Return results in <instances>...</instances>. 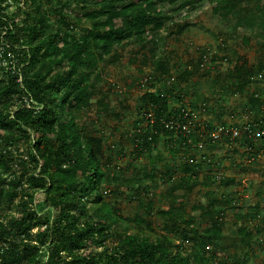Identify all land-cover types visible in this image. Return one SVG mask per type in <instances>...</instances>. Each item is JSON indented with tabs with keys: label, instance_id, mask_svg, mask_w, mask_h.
Segmentation results:
<instances>
[{
	"label": "trees",
	"instance_id": "1",
	"mask_svg": "<svg viewBox=\"0 0 264 264\" xmlns=\"http://www.w3.org/2000/svg\"><path fill=\"white\" fill-rule=\"evenodd\" d=\"M207 1L74 0L75 23L72 0H0V200L8 203L0 215V264H231L228 256L209 250L225 241V205L234 202L230 194L211 198L200 214L204 225L187 214L180 201L192 190L203 163L184 156L179 163L165 165L161 179L169 183V195L177 202L159 210L169 221L166 233L140 232L108 197L122 194L123 185L135 188L139 196H149L150 188L137 177L139 169L133 164L125 172L114 164L123 150L115 151L103 136L79 123V113L98 98L99 66L119 47L149 50L156 77L165 83L176 81L165 57H156L157 37L174 16ZM216 1L223 16L238 17V27H258L264 33V0H255L262 10L251 16L241 10L248 0ZM84 19L90 24L86 30L80 28ZM205 56L208 60L202 53L203 62ZM254 73L246 63L234 70L235 94L245 92ZM190 75L186 69L179 82ZM173 86L149 89L140 98L141 118L130 136L136 155L156 150L163 135L171 149L218 143L201 138L199 128L180 133L166 127L169 121L185 122L184 112L190 107L184 98H179L178 108L170 107ZM98 107L108 110L109 105L99 100ZM190 108L206 110V104ZM248 110L264 115L259 95L249 99ZM247 125L254 131L264 129V122ZM206 126L207 132L217 128ZM258 140L264 141V135ZM258 140L243 133L235 142L243 143L253 160ZM178 172L179 181L174 178ZM235 181L220 178L222 186ZM139 201L143 214H153V205ZM235 216L259 221L237 230L246 243L253 241V228L264 232L260 210ZM90 248L94 250L87 253ZM243 257L231 262L246 263Z\"/></svg>",
	"mask_w": 264,
	"mask_h": 264
},
{
	"label": "rangeland",
	"instance_id": "2",
	"mask_svg": "<svg viewBox=\"0 0 264 264\" xmlns=\"http://www.w3.org/2000/svg\"><path fill=\"white\" fill-rule=\"evenodd\" d=\"M231 1L234 3L236 0ZM241 10L251 16L258 15L262 9L257 1L248 0ZM74 11L76 5L72 0L70 15L76 23ZM223 14L216 0H208L174 16L160 32L156 57H165L171 76L176 81L170 79L165 83L156 77L153 66L155 59L149 50H143L140 46L116 49L107 57V62L99 66L101 81L98 83V98L93 100L89 110L79 113V123L86 126L90 133L103 136L106 145L114 146L115 151L123 150L115 158L114 164L123 171L133 164L139 169L137 177L150 188L149 196H139L135 188L128 189L127 185H123L120 189L122 194L108 197V200L116 202V207L124 217L132 220L133 229L140 232H150L152 229L159 235L166 233L164 225L169 224V221L159 210L176 206L177 202L170 197L171 187L161 179L160 172H164L165 165L172 161L179 163L184 156L193 157L203 163V169L192 190L185 198H180V201H184L187 214L196 216L197 222L204 225L200 214L211 198L219 200L230 194V199H236L235 203L225 205V241L209 250L228 256L231 264H234L231 258L236 261L243 256L247 258L243 264H264V232L258 233L253 228V241L250 243L239 239L236 234L240 226L252 228L259 221L252 218L240 221L235 216L239 211L243 214L256 210L264 213V141H256L257 156L252 160L248 158L249 153L243 143L236 141L230 146L227 134L218 143H206L203 149H196L194 144L187 150L171 149L167 136L163 135L156 150L141 155L133 153L134 145L130 138L136 122L141 118L140 98L149 89L159 90L173 83L171 108H178L182 104L179 98H184L185 104L190 107L206 104L205 112L198 117L201 127L206 124H225L231 130L252 122H264L262 113L256 111L251 114L248 110L249 99L255 94L264 102V33L258 27H238V17H226ZM89 26L84 19L80 28L86 30ZM202 53L207 54V62H203ZM243 63L255 73L245 92L235 94L237 86L231 76ZM261 67L263 70H260ZM186 69L191 75L186 82H179ZM99 100L108 102V110L98 107ZM260 145L263 149L258 147ZM152 174H155L154 179L150 177ZM224 177L236 181L229 186H222L220 178ZM174 178L179 181L180 173ZM128 183L137 187L134 180ZM179 194L183 196V192ZM133 195L137 199L133 200ZM140 199L155 207L153 214H143ZM7 207L6 200H0V215L7 211ZM193 207L200 209L195 211ZM92 250L90 248L87 253Z\"/></svg>",
	"mask_w": 264,
	"mask_h": 264
},
{
	"label": "built area",
	"instance_id": "3",
	"mask_svg": "<svg viewBox=\"0 0 264 264\" xmlns=\"http://www.w3.org/2000/svg\"><path fill=\"white\" fill-rule=\"evenodd\" d=\"M205 62L207 61V57L205 56ZM202 112H205V109L199 110V111H194L192 109L187 108L186 111L184 112V119L185 122L180 123V122H175V121H169L166 123V127L169 129H174L179 131L180 133H190L191 129L193 128H199L201 131V138H206L209 137L213 140V142H219L223 139L224 135L227 134L229 136V139L233 142L237 140L243 133L247 134L250 137H254L255 139H260L264 135V129L259 128L257 130H252L250 126L247 124L244 126L243 131L238 128H231L228 129L227 126H217V128L213 131L207 132L206 131V125L204 126H199L198 125V117L199 114ZM151 116V115H150ZM204 142L199 143V148L203 149L204 148ZM234 203L236 202V199L233 198Z\"/></svg>",
	"mask_w": 264,
	"mask_h": 264
}]
</instances>
